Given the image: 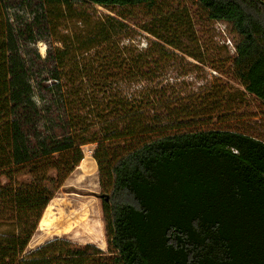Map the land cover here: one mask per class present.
<instances>
[{
  "label": "trees",
  "instance_id": "obj_1",
  "mask_svg": "<svg viewBox=\"0 0 264 264\" xmlns=\"http://www.w3.org/2000/svg\"><path fill=\"white\" fill-rule=\"evenodd\" d=\"M172 1L228 25L234 77L264 104V0ZM167 2L42 0L58 45L19 66L0 1V264H264V141L198 129L220 100L157 82L188 54L185 36L146 27L155 40L140 48L121 19L96 15L162 18ZM90 145L108 251L56 237L25 255Z\"/></svg>",
  "mask_w": 264,
  "mask_h": 264
},
{
  "label": "rangeland",
  "instance_id": "obj_2",
  "mask_svg": "<svg viewBox=\"0 0 264 264\" xmlns=\"http://www.w3.org/2000/svg\"><path fill=\"white\" fill-rule=\"evenodd\" d=\"M0 1L12 29L13 51L20 58L19 66L24 62L25 52L29 51L27 54L34 56L35 51L44 58L50 45H58L51 35L46 16L40 12L42 0ZM167 1L162 18H151L146 8L127 11L132 17L125 20L117 15L118 10L111 12L96 8V15L100 19H121L132 30L126 40L131 39L140 48H145L149 41L155 40L145 32L146 27L185 36L183 47L188 54L176 51L178 54L173 58V63L164 69L160 67L159 72L163 74L157 82L177 86L178 89H183L185 95L207 96L212 93L208 95L209 99L220 100L219 105L199 112L201 117L206 118L200 122L198 129H228L264 141V104L249 94L234 77L232 63L236 50L234 35L228 25L211 20L194 3ZM74 22L66 26L74 30ZM95 149L94 145L88 146L85 149L86 157H92ZM103 194L108 193L102 186L98 170L94 176L89 177L79 167L50 204L56 205L54 211L65 209L67 216H78L84 219L83 223L69 234L52 233L39 225L25 255L56 237L74 245L93 244L108 251L102 209L104 199L101 198Z\"/></svg>",
  "mask_w": 264,
  "mask_h": 264
},
{
  "label": "bare ground",
  "instance_id": "obj_3",
  "mask_svg": "<svg viewBox=\"0 0 264 264\" xmlns=\"http://www.w3.org/2000/svg\"><path fill=\"white\" fill-rule=\"evenodd\" d=\"M80 170L85 176L92 177L97 173L98 166L92 157L87 156L81 163ZM55 206L50 204L42 218L40 225L45 230H49L52 233L61 232L63 234H69L75 227L83 223L84 219L78 216H67L65 209H60L57 212L54 211Z\"/></svg>",
  "mask_w": 264,
  "mask_h": 264
},
{
  "label": "water",
  "instance_id": "obj_4",
  "mask_svg": "<svg viewBox=\"0 0 264 264\" xmlns=\"http://www.w3.org/2000/svg\"><path fill=\"white\" fill-rule=\"evenodd\" d=\"M101 198L102 199H108V196L103 194V195H101Z\"/></svg>",
  "mask_w": 264,
  "mask_h": 264
}]
</instances>
